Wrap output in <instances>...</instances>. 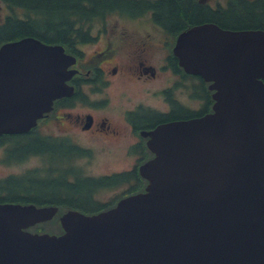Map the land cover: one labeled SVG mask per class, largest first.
I'll return each mask as SVG.
<instances>
[{
	"label": "water",
	"instance_id": "1",
	"mask_svg": "<svg viewBox=\"0 0 264 264\" xmlns=\"http://www.w3.org/2000/svg\"><path fill=\"white\" fill-rule=\"evenodd\" d=\"M173 50L209 82L211 110L146 131L143 190L64 211L59 233L28 229L57 205L0 202V264H264V29L195 24ZM75 61L34 36L2 42L0 134L29 130L71 94Z\"/></svg>",
	"mask_w": 264,
	"mask_h": 264
},
{
	"label": "flooded vegetation",
	"instance_id": "2",
	"mask_svg": "<svg viewBox=\"0 0 264 264\" xmlns=\"http://www.w3.org/2000/svg\"><path fill=\"white\" fill-rule=\"evenodd\" d=\"M10 1L12 3L7 0H0V23L4 22L8 16H12L16 19L21 18L24 20L26 19L32 21V18H34V16H32V11L23 12L22 9L18 8V6L21 4H18L12 0ZM119 1L122 3V6L111 9V11L106 15H96L92 18L93 21L88 25L90 28V40L81 42L78 45H74V50H72V52H74L75 54L78 52L82 54V45L97 41L100 37L106 38V40L103 41L104 43L102 44L105 45V47L101 49H94L96 53L92 54L95 58V61L93 63L80 64V66L76 65L77 62L75 63L74 67L76 71L68 81V83L74 88L73 92L69 95H64L55 99L53 101L52 108L38 119L35 126L27 131L12 133L14 135H23L24 133L31 132V130H37L40 134H44L49 138L66 140L67 142H69L65 144L68 148L85 150L87 152L85 155H77L73 156V159L71 158V166L77 173L80 172L76 158L80 156L83 157L90 155V151L92 148H90L86 143H79L75 139V134L87 133L93 138L96 137L98 139L106 136V138L110 140V143H112V141L114 142V140H116L117 138L122 137L121 135L125 133L131 136V140H129L124 146L125 152L127 154L134 155V159L130 162V166L118 171H113L93 177L110 176L122 171H135V175H139V165L152 156V153L147 146V140L149 136L145 134V132L153 129L156 125L166 121H171L177 118L192 117L191 115L193 114H195L196 116L203 112V110L205 109L204 105L206 104V92L211 98V90L208 88V82L203 81L202 85L201 81L193 76L194 74L186 72L179 65L177 57L174 54L173 47L176 38L181 31L186 30L195 24L205 22H213L221 26L220 24H218L219 22L217 20H220V18L223 17V14L230 7L237 8V10H240V12H242L241 9H243V3L241 2L243 1L253 3L256 2L257 7H254V12L264 13V0ZM25 3L27 5L29 4V6H33L35 4L34 2L29 1ZM10 7H12V9H10ZM176 8L186 10L187 15L183 17L173 16V14L177 15ZM211 14L213 15V17L216 16L217 20L215 18L210 19ZM114 17V22L122 19L125 20V22L130 23V26L124 27L123 37L120 40L117 48H126L125 52L132 57H122L121 61L119 62L116 61V58L113 54V50H116V42L119 41L117 39L112 40L113 37H116V27H108L110 25L106 26V24ZM96 24H98L99 27L96 26ZM223 28L251 29L254 27ZM99 53H101V57L99 56ZM162 53L164 55L163 62H161ZM152 56H155L157 63L147 61L148 59H151ZM174 56L176 58H174ZM84 66L89 67L86 68ZM118 75H123L124 78L134 77L137 81H147L146 83H152L155 81L153 79L164 75L167 85L154 89H152L151 87H147L145 90H147L149 94L155 96V100L153 102L138 101L134 104L124 107L121 113V118L119 120L115 117L113 119L110 116L113 121L112 123L109 122L107 120V117L103 116V113L100 112L91 113L89 111H86L82 113L76 112L74 114H71L70 112L64 110V108L73 109L77 105H89L91 108L95 109L106 107L110 104V101L109 98L105 95H102V93L106 89L110 88L111 85H113ZM84 86L89 87L90 92L85 91L83 88ZM180 88L186 89L188 93L187 95H189V97L200 100V107L194 108L182 102L177 95ZM212 102L213 100L211 98L209 108L211 107ZM41 119L56 123L57 126L55 128V131H57V133H54L55 131L51 132L50 130H47V122L45 123L46 126L43 129L42 127L40 129L39 120ZM19 135H17V137ZM100 141L106 142L108 140ZM116 144L118 146L123 145V143L120 142ZM55 146H57L55 143H46L47 149ZM6 149L7 147L4 148V150ZM29 155L42 156L43 158L45 157L44 160L45 162L47 161L45 166L50 165V157L46 153H30ZM32 168L34 169L35 166L30 167L27 170H30ZM23 172H10L9 174L0 176V178L12 174L18 175ZM74 177V174H69L68 176L69 179H73ZM140 178L142 181H139L138 177H128L126 178V180L119 183L118 185L122 186V193L119 197H117L115 202L119 198L127 194H131L143 189L145 185L144 179L142 177ZM124 184H126V186H124ZM101 188H108V186H103ZM96 192H94L93 194L94 198ZM68 209L80 210L75 207H68L64 208V210L62 211Z\"/></svg>",
	"mask_w": 264,
	"mask_h": 264
},
{
	"label": "trees",
	"instance_id": "3",
	"mask_svg": "<svg viewBox=\"0 0 264 264\" xmlns=\"http://www.w3.org/2000/svg\"><path fill=\"white\" fill-rule=\"evenodd\" d=\"M12 3L10 0H7ZM18 4V8L25 11H32L31 20L7 17L0 23V44L5 41L19 39L24 36H34L46 43H58L65 47L67 52L80 57L81 54L74 53V45L88 41L90 36L89 24L94 16L108 14L111 9L122 6L119 0H12ZM34 2L33 6L25 2ZM25 3V5H24ZM243 9L230 7L220 20L215 18L223 27L233 28H264V13L254 12L256 2L243 1ZM12 9V7H10ZM177 15L186 16L187 12L176 8ZM174 58H176L174 56ZM201 81L205 80L199 75H193ZM264 80V78H263ZM205 92V91H204ZM209 94L206 92L205 109L200 114L208 111L211 103ZM198 114V115H200ZM195 116V114H193ZM191 115V116H193ZM19 135V134H17ZM12 133L0 134V145L8 144L5 150L6 157L10 159H24L30 153L44 154L50 157V165L39 169L27 170L18 175H8L0 178V202H33L35 204L58 205L59 210L75 207L85 212H94L105 209L112 205L117 197L108 202H101L93 197L94 192L103 186H115L126 180V178L138 177L140 175L132 172H119L110 176L93 177L77 173L71 166V158L77 155H85V150L68 148L66 140L49 138L40 134L37 130L24 133L22 136ZM46 143H55L57 146L47 149ZM60 144V145H58ZM69 174H74L69 179ZM57 214L53 220L49 232H61ZM33 231L41 230L42 226L34 224L30 227Z\"/></svg>",
	"mask_w": 264,
	"mask_h": 264
},
{
	"label": "rangeland",
	"instance_id": "4",
	"mask_svg": "<svg viewBox=\"0 0 264 264\" xmlns=\"http://www.w3.org/2000/svg\"><path fill=\"white\" fill-rule=\"evenodd\" d=\"M115 21V17L112 18L106 26L112 27L115 26V34L116 37L112 38V40H119L116 42V50H113V54L116 58V61H121V58H130L132 57L128 53H126V48H117L120 40L123 37V29L125 26H130V23L125 22V20L119 19L117 22ZM96 26L99 27L98 24ZM105 37H100L97 41L90 42L87 44H84L81 46L83 53L81 54L80 58L77 59V66H80V64H91L95 61V58L92 54L96 53L94 49H101L105 47V45H102L105 41ZM115 44V43H114ZM113 46V45H112ZM99 56L101 57V53H99ZM164 55L162 53V59L161 62H163ZM93 59V61H92ZM148 62L157 63V60L155 56H152L151 59L147 60ZM75 66V64H74ZM90 66V65H89ZM84 66V67H89ZM155 80L152 83H146L143 81H137L134 77L131 78H124L123 75H118L116 77L113 85H111L110 88L106 89L102 95H105L109 98L110 104L107 105L104 108L101 109H95L91 108L89 105H83L79 106L77 105L75 108H64L65 111L70 112L71 114H74L76 112H86L89 111L91 113L100 112L103 113V116L107 117V120L109 122H113L111 117L114 119L117 118L118 120L121 118V113L124 107L134 104L138 101H149L153 102L155 100V96L149 94L147 90H145L147 87H151L152 89L161 87L164 85H167L165 82L164 75L153 79ZM152 81V80H151ZM85 91L90 92L89 87L84 86L83 87ZM147 91V92H146ZM90 94V93H89ZM187 91L184 88H180L178 90V97L179 99L184 102L186 105H190L194 108L200 107V100L196 98H191L189 95H187ZM111 116V117H110ZM62 120V119H61ZM48 123L46 126L45 123ZM39 128L42 129L46 126L47 130H50L51 132L55 131L56 123L49 122L47 120H39ZM64 123V122H63ZM38 127V125H37ZM41 131V130H40ZM49 132V131H48ZM54 133H57L55 131ZM75 139L79 143H86L89 145L91 149L90 155L88 156H80L76 158L77 165L79 168L80 174L83 175H90V176H99L103 175L105 173H110L113 171H118L120 169L126 168L130 166V162L134 159V155H129L125 152V144L131 140V136L128 134L121 135L122 137L117 138L110 143L109 139L106 138V136L101 137V139L93 138L87 133H77L75 134ZM100 140H108L106 142L100 141ZM123 143L122 146H118L116 143ZM9 146L8 144L0 145V176H4L6 174H9L10 172H23L27 170L30 167H37L39 169H42V167L45 166L47 161L45 162V157L37 156V155H28L24 159H10L9 157H6V153L4 148ZM126 186V184H124ZM122 193V186L118 185L115 187H108V188H99V190L95 194V198L98 199L101 202H108L110 200L115 199L116 197H119ZM60 223V222H59ZM37 224L42 226L41 230H48L50 231L52 224H54V220H48L44 222H38Z\"/></svg>",
	"mask_w": 264,
	"mask_h": 264
}]
</instances>
